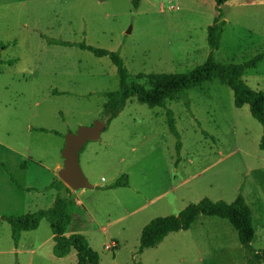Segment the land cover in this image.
Segmentation results:
<instances>
[{"label": "rangeland", "instance_id": "rangeland-1", "mask_svg": "<svg viewBox=\"0 0 264 264\" xmlns=\"http://www.w3.org/2000/svg\"><path fill=\"white\" fill-rule=\"evenodd\" d=\"M221 7L226 24L215 60L241 63L264 52V0ZM217 14L214 0H0V214L46 209L60 194L68 198L71 230L86 236L99 264H246L235 229L217 216L202 215L188 230L168 233L138 253L151 219L176 215L178 204L204 197L231 202L243 184L252 244L264 249L263 128L247 105L234 106L232 91L217 80L188 91L191 112L182 99L151 108L129 98L79 154L92 187L48 188L60 180L65 135L103 115V93L116 90L119 78L108 57L49 45L41 34L119 51L136 81L139 73H187L204 62L210 52L206 28ZM243 79L264 89V57ZM167 108L181 137L179 162ZM175 174L189 180L180 203L172 204ZM123 175L128 185L109 188ZM20 237L15 246L9 224L0 222V264H76L74 250L54 256L47 220Z\"/></svg>", "mask_w": 264, "mask_h": 264}, {"label": "trees", "instance_id": "trees-1", "mask_svg": "<svg viewBox=\"0 0 264 264\" xmlns=\"http://www.w3.org/2000/svg\"><path fill=\"white\" fill-rule=\"evenodd\" d=\"M217 16L206 28V44L210 50L208 56L201 64L195 66L187 73H139L136 81H130V73L119 51H109L104 48L87 44L84 41H67L46 34L41 37L49 45L77 47L92 53L96 57H108L115 65L119 78L116 90L104 92L107 101L104 104L103 115L116 116L125 106L126 101L135 97L139 102L149 107H166L167 103L182 99L186 109L191 112L188 91L203 85L206 82L217 80L220 84L230 88L233 94L234 106L242 108L247 105L250 115L262 126L263 133L260 137L259 148L264 149V89L256 90L249 86L243 79L246 69L256 68L264 57V52L257 53L252 58L241 63H221L213 57V51L221 46L223 28L226 21L222 19L224 2L233 0H214ZM2 46H5L2 44ZM2 59L0 51V64ZM7 63H11L8 61ZM167 125L169 132L175 137L176 161H180L181 137L176 128L172 110L167 108ZM198 123V121L196 120ZM36 131L47 132V129L36 128ZM59 134L57 131H51ZM204 135H207L203 132ZM18 184L17 180L12 178ZM128 185V177L121 176L109 185V188ZM61 180L57 179L49 184L48 188L57 191L66 188L71 190ZM243 185L231 202L222 199L212 200L208 197L198 202L189 203L176 215L158 216L151 219L142 229L138 253L144 248L158 245L168 233L180 230H188L190 226L202 215L217 216L227 220L237 233V238L244 249L246 264H264V249L256 250L252 245L254 226L252 210L247 204L243 193ZM67 196L57 194L53 205L46 209H39L22 215H2L0 222L6 221L11 228V236L15 246H18L20 235L23 231L36 229L42 220H47L52 233L53 254L57 258H63L70 254L71 250L76 253V264H99L100 257L93 250L85 235L65 233L70 227L72 217L67 208ZM15 264H18L16 262ZM135 264V263H134Z\"/></svg>", "mask_w": 264, "mask_h": 264}, {"label": "water", "instance_id": "water-1", "mask_svg": "<svg viewBox=\"0 0 264 264\" xmlns=\"http://www.w3.org/2000/svg\"><path fill=\"white\" fill-rule=\"evenodd\" d=\"M131 29L127 30L130 33ZM109 115L98 116L92 125L79 126L76 131L68 132L64 137L61 150L63 167L58 171V177L70 189L91 188L92 184L83 173L79 164V154L88 141H96L108 126Z\"/></svg>", "mask_w": 264, "mask_h": 264}, {"label": "crops", "instance_id": "crops-1", "mask_svg": "<svg viewBox=\"0 0 264 264\" xmlns=\"http://www.w3.org/2000/svg\"><path fill=\"white\" fill-rule=\"evenodd\" d=\"M263 133V132H262ZM262 135V134H261ZM149 152V150H147V152L146 153H148ZM239 153L240 154H242V155H246L247 154V151L245 150V149H242V150H240L239 151ZM176 175L177 174H175L174 176H173V186H172V189H173V195L169 198V199H171L172 201H173V203L172 204H174V202H177V203H180V199H181V194H182V187L184 186V185H186V183L188 182V180H189V178H188V176L187 177H181V176H179L180 177V179H176ZM241 185H243V184H241ZM240 185V186H241ZM240 189V188H239ZM184 191L185 192H187V190L186 189H184ZM239 192V191H238ZM243 192V191H242ZM160 199H168V198H159L158 200H160ZM158 200H157V202H158ZM248 205L250 204V203H247ZM178 207H179V209H180V211L185 207L184 205H182V204H178L177 205ZM73 233V230H71V224H70V227H69V229H68V231L65 233V235L66 236H69L70 234H72ZM20 241H21V237H20V240H19V242H18V245H20ZM253 241V240H252ZM253 245V244H252ZM255 248V247H254Z\"/></svg>", "mask_w": 264, "mask_h": 264}, {"label": "built area", "instance_id": "built-area-1", "mask_svg": "<svg viewBox=\"0 0 264 264\" xmlns=\"http://www.w3.org/2000/svg\"><path fill=\"white\" fill-rule=\"evenodd\" d=\"M81 208H83L82 204L80 203Z\"/></svg>", "mask_w": 264, "mask_h": 264}]
</instances>
